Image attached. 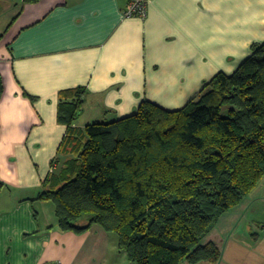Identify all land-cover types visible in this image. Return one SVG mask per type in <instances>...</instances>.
I'll list each match as a JSON object with an SVG mask.
<instances>
[{"label":"crops","instance_id":"crops-1","mask_svg":"<svg viewBox=\"0 0 264 264\" xmlns=\"http://www.w3.org/2000/svg\"><path fill=\"white\" fill-rule=\"evenodd\" d=\"M128 2L6 0L14 17L0 34V264H110L118 245L97 224L61 230L54 204L37 198L71 157L58 154L62 91L87 89L82 128L131 115L145 99L175 110L264 42V0H150L146 18L124 17Z\"/></svg>","mask_w":264,"mask_h":264},{"label":"trees","instance_id":"trees-1","mask_svg":"<svg viewBox=\"0 0 264 264\" xmlns=\"http://www.w3.org/2000/svg\"><path fill=\"white\" fill-rule=\"evenodd\" d=\"M86 94L61 92L58 154L71 157L55 171L53 161L37 197L54 204L59 228L100 225L134 264L218 263L220 248L202 240L264 175V42L179 109L145 99L131 115L82 128Z\"/></svg>","mask_w":264,"mask_h":264},{"label":"rangeland","instance_id":"rangeland-1","mask_svg":"<svg viewBox=\"0 0 264 264\" xmlns=\"http://www.w3.org/2000/svg\"><path fill=\"white\" fill-rule=\"evenodd\" d=\"M19 1L13 0L14 5ZM9 10L6 0H0V34L14 17ZM98 120H103V117L93 122ZM112 235L118 239L116 233ZM209 241L220 248L222 256L218 263L203 261L199 264H264V175L239 203L218 218L202 243ZM112 246L110 264H134L125 253L119 251L117 243ZM181 264L190 263L185 260Z\"/></svg>","mask_w":264,"mask_h":264},{"label":"built area","instance_id":"built-area-1","mask_svg":"<svg viewBox=\"0 0 264 264\" xmlns=\"http://www.w3.org/2000/svg\"><path fill=\"white\" fill-rule=\"evenodd\" d=\"M150 0H129L128 5L123 10L124 17H141L146 18L148 15V7ZM48 264H61L59 261H54Z\"/></svg>","mask_w":264,"mask_h":264}]
</instances>
